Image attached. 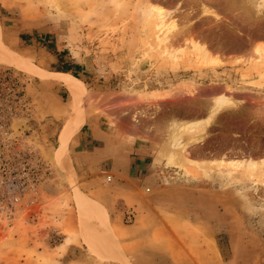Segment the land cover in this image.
<instances>
[{
	"label": "rangeland",
	"instance_id": "rangeland-1",
	"mask_svg": "<svg viewBox=\"0 0 264 264\" xmlns=\"http://www.w3.org/2000/svg\"><path fill=\"white\" fill-rule=\"evenodd\" d=\"M158 8L176 24L167 44L157 37ZM258 45L264 0H0V264H61L52 246L64 245L102 256L83 220L112 225L94 195L109 197L119 182L140 197L117 203L126 223L153 208L175 218L192 259L203 248L212 262L215 252L222 264H264ZM64 50L69 72L54 54ZM57 72L82 81L79 112ZM75 119L83 126L63 138ZM93 126L148 149L145 166L128 177L95 157ZM87 199L107 223L83 210ZM34 239L46 253L34 254Z\"/></svg>",
	"mask_w": 264,
	"mask_h": 264
},
{
	"label": "crops",
	"instance_id": "crops-1",
	"mask_svg": "<svg viewBox=\"0 0 264 264\" xmlns=\"http://www.w3.org/2000/svg\"><path fill=\"white\" fill-rule=\"evenodd\" d=\"M89 139L92 142L95 150L93 151L95 157L102 156L103 160H111L114 167L117 165V171L128 177L132 172L141 167H144L146 162V155H150L148 149L143 146L137 147L135 144H129V141H122L118 135H111L103 132L97 127L93 126L89 131ZM88 139V138H87ZM121 139L119 143L114 144L115 140ZM124 142V143H123ZM121 143V144H120ZM155 156V154H153ZM151 156V155H150ZM153 157V156H152ZM120 167V168H118ZM135 179V178H134ZM124 182V181H123ZM133 180L132 183H136ZM128 182H124L127 184ZM130 185H123L122 182L115 187H111L109 197L103 193L96 192L97 199L104 200L107 207L111 211L110 221L108 222L107 233L114 240L113 235L117 237L118 243L114 240V244L120 248L122 254L121 259H114L110 256L107 250L103 255H99L86 246L80 249L77 245H64L60 250L59 246L54 248L52 252L54 261L61 264H222V259L214 252L213 262L208 260L206 249L200 248L198 254L200 257L196 259L191 258V248L183 249L176 239L180 235L179 225H176L174 217H162V215L153 213H145L146 210L139 212L134 223H126L125 211L116 208L117 203L124 200L134 202L139 201L140 197L135 196V191L130 190ZM166 189V188H163ZM165 194V192H163ZM105 196V197H104ZM171 195H163L162 198L171 199L177 197ZM142 203L139 204V209ZM149 210V211H150ZM205 216V215H204ZM207 220V217H205ZM175 221L174 223H172ZM44 235V234H43ZM41 239H34V254L43 255L46 253L45 249L40 247L43 245ZM117 247V248H118ZM118 248V249H119ZM197 250V249H196ZM62 256L63 259L56 256ZM68 256V259H66ZM203 257V258H202ZM202 258V259H201ZM198 259V260H197ZM62 261V262H61ZM36 261H34L35 263Z\"/></svg>",
	"mask_w": 264,
	"mask_h": 264
},
{
	"label": "bare ground",
	"instance_id": "bare-ground-1",
	"mask_svg": "<svg viewBox=\"0 0 264 264\" xmlns=\"http://www.w3.org/2000/svg\"><path fill=\"white\" fill-rule=\"evenodd\" d=\"M158 16H160V23L158 24V29L160 34L157 36L159 41L161 43H165L167 44L168 39H169V34L173 31V29L176 27L175 21L171 20V21H166L165 20V12L163 10V8H158ZM161 34H163V36H161ZM262 50H264L263 47H261L260 45H258L256 47V51L257 53H260ZM263 53V51H262ZM3 52H0V57H2ZM10 56V55H9ZM260 57V56H259ZM8 58V57H7ZM207 62L213 63V64H218L220 62H222L220 59H218L217 57H205ZM205 60V61H206ZM239 60V59H238ZM56 77L64 82L66 84V86L68 87L73 100L75 102V106L77 111L79 112V107L82 101V97L84 96L85 93V88L84 85L82 84V81L79 80L77 77H75L72 74H69L67 72H57L56 73ZM227 100L225 98H220L218 99V103L220 104H224L226 103ZM84 124V120L83 119H75L72 123L67 124L62 132V137L63 138H69L73 133H75L76 131H78ZM68 163V162H67ZM69 166V163H68ZM81 206L83 208V210H86L87 212H89V215L93 212L96 213L95 215L98 217V220H101L102 222H108V217L105 213V209L104 207L97 201L95 200H86L85 202L81 203ZM94 216V215H93ZM95 218V217H94ZM93 217H91L90 221H84L83 220V224H84V230H85V234L87 236L88 242L90 244H95L98 245L104 249H106L108 251V253L110 254L111 257H113L114 259H121L122 254L120 253V248L118 247V245H115L113 241H111V239L109 237L106 236L105 234V228L107 226V224L102 227L95 222L96 220ZM119 249H118V248Z\"/></svg>",
	"mask_w": 264,
	"mask_h": 264
},
{
	"label": "trees",
	"instance_id": "trees-1",
	"mask_svg": "<svg viewBox=\"0 0 264 264\" xmlns=\"http://www.w3.org/2000/svg\"><path fill=\"white\" fill-rule=\"evenodd\" d=\"M66 50L62 52H54V54L57 56L58 61L62 62L64 67H61L58 69V71H71L73 68V62L65 60ZM76 75V74H75ZM77 76V75H76Z\"/></svg>",
	"mask_w": 264,
	"mask_h": 264
},
{
	"label": "built area",
	"instance_id": "built-area-1",
	"mask_svg": "<svg viewBox=\"0 0 264 264\" xmlns=\"http://www.w3.org/2000/svg\"><path fill=\"white\" fill-rule=\"evenodd\" d=\"M107 179H108V180H111V179H112V175H108V176H107ZM147 191H150V188H147Z\"/></svg>",
	"mask_w": 264,
	"mask_h": 264
}]
</instances>
